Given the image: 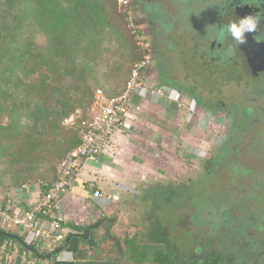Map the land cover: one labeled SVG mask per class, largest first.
I'll list each match as a JSON object with an SVG mask.
<instances>
[{"label":"rangeland","instance_id":"1","mask_svg":"<svg viewBox=\"0 0 264 264\" xmlns=\"http://www.w3.org/2000/svg\"><path fill=\"white\" fill-rule=\"evenodd\" d=\"M61 1L0 0V59L3 51L11 49L23 48L29 52L32 48L27 37L37 32L45 36L54 34L59 40L56 50L70 46L78 52L68 61L72 71L70 80L62 82L58 76L51 80L65 86L63 101L40 97V122L45 116H48L47 121H54L52 129L47 130L48 143L33 140L37 151L31 153L29 159L21 158L25 169L18 170L22 169L20 164L16 167L8 165L6 169L11 177L39 178L37 182L42 189L43 177L50 176L60 161L77 147L81 121L92 113L96 95L99 92L107 98L121 95L135 68L145 60L144 51L129 30L126 18L116 29L100 36L85 32L84 21L88 15L85 9H72ZM189 1L192 0H168L147 7L140 0L135 3L138 30L150 44L152 57L153 45L159 49L162 44L160 57L154 61L151 59L149 65L153 68V76L148 75L145 80L144 74L141 75L145 88H150L144 93H148L147 90L152 93L159 82L162 84L160 97L139 95L142 104L135 122L140 124V130L144 129L138 136L143 139L144 146L150 148V154H146V159L136 156L140 165L136 167V174L141 177V182L127 190L118 205L108 211H105L106 205L84 207L86 218L94 219V222L85 224V229L95 224L97 218H114L120 227L115 226L112 234L126 242L128 256L137 262L215 264V259L219 258L224 264H239V260L249 264L247 253L238 256L248 242H240V237L234 233L230 235L227 223H232L233 230L246 227L249 237L262 239L255 262L260 260L256 264H264V114L258 113L261 119L258 123L254 119L240 124V116L237 118L238 110L250 107L260 111L264 108V96L260 97L261 102H253L243 98L239 90L222 92L215 106L223 102L225 108L219 109L206 103L212 96L208 90L200 86L198 91L192 89L186 80L187 73L178 66L180 51L167 42L168 32L178 27V31L187 35L188 46H191L193 40H200L206 29L213 25L211 21L202 26L191 24ZM60 10L64 12L62 18ZM146 11L148 17H144ZM65 30L71 36L64 41L58 36ZM95 36L96 41H88ZM35 39L39 47L34 55L40 54L37 61L42 65L46 63L42 57L46 38L37 35ZM6 64V58L0 60V69L8 66ZM155 65L158 66L156 70ZM172 67L177 71L170 73ZM79 68L84 70L81 74L76 73ZM22 72L19 77L31 82L29 68ZM45 75V70L39 73L40 85H44ZM192 82L197 83L194 79ZM203 87L209 89L205 83ZM197 95L206 101L201 104L196 100ZM53 102H58L55 108ZM231 102L235 103L234 107ZM132 115L131 112V120ZM38 158L44 161L35 171L27 170L29 162L33 159L36 164ZM253 221L260 223L261 231ZM107 225L105 223L104 227L93 231L96 238L91 244L92 249L89 245H82L81 251L87 253L84 257L104 259L102 264H118V246L105 238ZM231 236L235 241L229 240ZM91 264H99V261L94 260Z\"/></svg>","mask_w":264,"mask_h":264},{"label":"crops","instance_id":"2","mask_svg":"<svg viewBox=\"0 0 264 264\" xmlns=\"http://www.w3.org/2000/svg\"><path fill=\"white\" fill-rule=\"evenodd\" d=\"M142 93H144V91ZM139 95L136 96V101L133 103L134 110L132 112V120L130 119V122H128L126 133L120 136L119 140H117L115 149L112 152H108L105 158H100L95 162L86 163L76 177L75 188L72 192L63 196L58 213L52 218L41 219V224L50 230H56L54 224H60V228L56 230V234L59 236L57 241L53 242L51 245L44 246V243L41 240L29 237L26 232H23L16 226L5 227L0 224V227L17 235L18 238H24L27 245L34 247L38 252L43 253V255H47L64 245L71 234L83 233L82 230H85L86 223L94 222L93 218H86L84 207L89 208L90 206H95V208H100L98 206L106 205L107 209L105 211H108L110 207L118 205L119 201H122L124 196H126V191L131 190L132 186L137 185L138 183L140 184L141 182V177L136 174L138 173L136 167H140L135 160L136 156L141 159H146V154H150V148H146L141 141L143 139H140V136H138L144 129L142 128V130H140V124L137 125L135 123L139 106L142 104ZM7 123V118L0 117V129L6 127ZM1 142L2 137L0 136V143ZM1 147L0 144V149H4ZM124 160L125 162L127 161L128 164H126ZM15 165L19 166V164L17 165L15 162H13L11 166ZM57 167L58 166H56L55 170L50 172V176L43 177V183L50 185L56 180ZM6 169V164L0 160V204L9 208L13 213H23V211L30 210L32 206L39 201L44 191V187L42 189L40 183L38 184L37 182L39 178H28L21 175H12L13 177H11ZM18 170L22 171L21 168H18ZM95 193H99V197H95ZM60 219L62 220L59 221ZM99 219L100 218H97L95 221H98ZM66 224L68 226L69 224L74 225L80 228V230L75 231L70 227H65L64 225ZM92 225L94 224L92 223L87 227ZM115 226L120 227L119 222H116ZM115 226L112 229L113 231L115 230ZM95 238L93 232H91L87 243L73 238L69 247L64 252L57 256H53L51 259L44 260L39 257L35 258L28 252H24L22 246L13 241H5L2 250L11 249L15 258L26 264H88L87 262L91 264V262L97 260L96 257H84L87 253L81 251V246L89 245L91 248V244L94 243ZM121 241L123 245L126 243L122 239ZM42 249H44V251ZM80 255L83 257L80 258Z\"/></svg>","mask_w":264,"mask_h":264},{"label":"flooded vegetation","instance_id":"3","mask_svg":"<svg viewBox=\"0 0 264 264\" xmlns=\"http://www.w3.org/2000/svg\"><path fill=\"white\" fill-rule=\"evenodd\" d=\"M143 5L151 6L152 3H165L168 0H140ZM195 0L189 1V14L192 13V19L190 20L191 24H196L197 26H202L208 24L210 21L213 25L220 27L223 23H227L228 20L232 18H244L248 15H255L257 12L261 11V8H264V5H261L259 8L254 6L255 0H198L196 3ZM246 2V3H245ZM251 3V4H248ZM194 4L197 5L194 8ZM205 5L206 7L202 6ZM145 7V8H146ZM224 14V16L222 15ZM264 15V13H262ZM149 13L146 11V15L144 17H148ZM151 23V22H150ZM153 23V22H152ZM152 26V24H151ZM151 28V27H150ZM208 31H211V27L206 29L203 33L200 40H193V45L188 46L189 42L187 40V35L182 34V32L178 31V27L172 28L168 32L167 42L172 46L180 51L178 63L179 67L183 70V72L187 73L186 80L187 82L191 83L192 89L195 91L199 89V86L203 90H208L209 100L206 103L212 104V107H217L219 109L225 108V103L220 102L215 106L217 103L218 96L223 92H227L230 90H239L241 91L242 97L246 98V100H251L253 102H261V96H264V48H258L256 45L264 46V21H261L260 27L257 31L251 33H245V43L236 46V48L229 47L230 44L233 42L228 40L227 42L222 41H213L207 37ZM196 34L201 32L195 31ZM256 36H261V38L255 39ZM185 37L186 39L183 40L182 38ZM261 39V40H260ZM192 42V39H191ZM153 45V42H152ZM154 54L152 61L156 60L160 57V53L162 50V44L160 43L159 49L154 46ZM173 49V50H175ZM156 58V59H155ZM156 66V65H155ZM158 66H156L155 70ZM177 71L176 67H172L171 72ZM153 68L148 69V75L150 77L153 76ZM147 76V77H149ZM190 78V79H189ZM196 80L197 83L192 82V80ZM184 81V83L186 82ZM160 81V80H159ZM174 82V81H171ZM204 83L207 85L209 89L203 87ZM160 82L154 87L153 89L160 90ZM150 87H153L152 85ZM200 93V90H199ZM198 93V94H199ZM202 93H200L201 95ZM200 95H197L196 100H200L201 104H203L206 99ZM160 97V96H159ZM231 107L235 106L234 102H231ZM228 108V107H227ZM230 108V107H229ZM251 109V110H249ZM248 111V112H247ZM251 111V112H249ZM259 112L264 114V108L262 107L260 111H257L254 108H244L242 111L238 110L237 118L239 117V122L250 123V120L256 119L257 123L261 120ZM239 124V125H240ZM240 128V127H238ZM249 218V217H248ZM115 220L114 218H111ZM102 220L100 218L98 221ZM98 221L94 224L96 225ZM249 221H252L251 219ZM256 225L258 231L259 229L258 222L253 221ZM223 224V223H222ZM221 224V225H222ZM116 225V220L113 227ZM232 223H227L228 232L230 235H238L240 237L239 241L242 243L248 242V245L245 247L243 246L239 251L238 256L241 254H248L249 264H256L258 261L255 262L257 259L256 253L257 250L261 245L262 239H255L254 237H249L246 230L248 228L238 227L237 229H232ZM104 227V225L100 226L99 228ZM110 223H108L106 228V235L109 240L115 243V238L120 240V244L123 250V254L120 253L118 248L119 254V261L118 264H132V262L136 264H144L142 261L137 262V260L130 259L126 252L125 244L123 245L120 238L114 236L112 234V229ZM97 228V229H99ZM111 229L110 233L108 230ZM221 229V228H219ZM93 232V231H92ZM218 234V233H217ZM216 234V235H217ZM220 234V231H219ZM229 235V234H228ZM229 240H233V236L229 237ZM100 247V245L98 246ZM180 247V246H179ZM246 248V251L244 250ZM100 250V249H99ZM99 250H95L96 252ZM197 254V249L195 250ZM133 254V253H132ZM220 255V254H219ZM57 256V255H55ZM256 257V258H255ZM93 258V257H92ZM144 258V257H143ZM219 259V258H218ZM216 260L215 264H224L222 260ZM104 259L99 261V264H102ZM102 261V262H101ZM239 264H245L241 260H239ZM254 261V262H253ZM130 262V263H128ZM147 264V263H146Z\"/></svg>","mask_w":264,"mask_h":264},{"label":"trees","instance_id":"4","mask_svg":"<svg viewBox=\"0 0 264 264\" xmlns=\"http://www.w3.org/2000/svg\"><path fill=\"white\" fill-rule=\"evenodd\" d=\"M61 2H63L66 7L81 10L85 9L88 12L84 21L85 32L91 31L98 33V35L100 34V36L106 35V33L116 29L120 22L125 21V15L122 12H118L116 0H62ZM60 11V18H62L64 12L62 10ZM67 26L70 27L69 24H67ZM37 35L46 38L45 50H43V56L41 55L46 59V63L42 65H39L37 61L40 54L34 55L38 52L36 48L39 47L35 39ZM69 36H71L69 31L65 30L63 33L59 34L58 37L65 41ZM27 40L30 48H32L29 52L27 49L24 51L23 48L11 49L3 51V55L0 59L6 58L8 60V64H6L8 66H4L0 69V117L8 119L7 126L0 129V136L2 137V142L0 144L2 146L1 148H4L0 149V160L3 161L6 166L12 165L13 162L17 165L20 164V167H22L21 170L25 169L22 166L21 158L28 157L29 159L31 153L37 151L36 146L33 144V140H40L47 144V132L54 126L53 120L47 121L46 117L48 116H45L40 122L39 118L41 116L38 112L40 97L42 99L44 96H47L51 100L60 99L63 101L66 95L65 86L61 83H54L51 80L58 76L61 77L62 82L69 81L72 71L68 65V61L78 54L77 50L74 47L72 49L70 46L67 47V49L63 48V50H56L59 40L54 34H47L45 36L43 33L37 32L29 38L27 37ZM96 40L97 36L88 38V41ZM55 42L57 43L55 44ZM40 52H42V50ZM27 63H29V66H26ZM26 67L29 68L31 82H25L19 77V74H23L22 71H24ZM39 68L41 69L40 71ZM43 70L46 71L45 83L44 85H40V82H38L39 73ZM81 71L84 70H76V73L81 74ZM33 77H35L34 80ZM40 89L42 90L41 94ZM54 104L53 102V108H55L58 102ZM40 136H42L41 139ZM45 136H47V138ZM32 160L29 162L30 165L27 169L29 171H35V168L44 161L42 158H38L35 159L37 162L34 164ZM64 226L70 227L75 231L80 230V228L74 225L69 224L68 226L66 224ZM5 241H13L20 244L24 252H28L33 257L38 258L36 254L28 249V245L25 243L24 238L11 239L0 234V264H26L15 258L11 249L2 250ZM80 241L84 243L88 242L85 240ZM79 257L81 258L83 256L80 255Z\"/></svg>","mask_w":264,"mask_h":264},{"label":"built area","instance_id":"5","mask_svg":"<svg viewBox=\"0 0 264 264\" xmlns=\"http://www.w3.org/2000/svg\"><path fill=\"white\" fill-rule=\"evenodd\" d=\"M116 1L119 11L125 15L129 30L144 51V62L135 68L133 77L121 95L112 98H107L100 92L96 95L92 113L81 121L78 146L60 161L56 180L50 185L44 183V191L39 201L30 210L13 213L9 208L0 204V224L5 227L16 226L26 232L29 237L41 240L44 246L51 245L59 239L56 230L60 228V224H54L56 230H50L41 224V219L52 218L58 213L63 196L75 188L76 177L86 163L105 158L108 152L115 149L117 140L126 133L128 122H130V114L134 110L133 98L140 92V95H143L142 92L145 89H150L145 88L144 79L146 80L148 76L149 65L153 57L150 44L145 42L138 30L135 4L137 0ZM143 74L144 79L141 77ZM147 92L148 95L160 96L161 94L160 90H154L152 93L147 90ZM99 195L95 193V197Z\"/></svg>","mask_w":264,"mask_h":264},{"label":"clouds","instance_id":"6","mask_svg":"<svg viewBox=\"0 0 264 264\" xmlns=\"http://www.w3.org/2000/svg\"><path fill=\"white\" fill-rule=\"evenodd\" d=\"M261 5H264V0H255L254 6L259 8ZM262 13H264V8H261V11L255 15H248L244 18H232L220 27L212 25L207 37L213 41L227 42L231 40L233 43L229 47L235 49L236 46L245 43V33L255 32L259 29L261 21H264V15ZM222 15L224 16L223 13ZM257 38H261V36H256L255 39Z\"/></svg>","mask_w":264,"mask_h":264},{"label":"water","instance_id":"7","mask_svg":"<svg viewBox=\"0 0 264 264\" xmlns=\"http://www.w3.org/2000/svg\"><path fill=\"white\" fill-rule=\"evenodd\" d=\"M259 49L260 48H264V46H260V45H256ZM105 223H110L111 226L113 227L114 223H115V220L111 219V218H103L102 220L98 221V223L96 225H92V226H89L87 229L85 230H82L83 233H77V234H71L67 240H66V243L62 246H60L59 248H57L55 251H53L52 253H49L47 255H43L41 254L40 252H38L37 249H35L34 247H31L30 245H28V249L36 254L39 258H43L44 259H51L53 256L55 255H58L62 252H64L68 247H69V244L71 242V240L73 238H78L79 240H85V241H88L89 237H90V234L92 231L96 230L97 228H99L100 226L104 225ZM111 229L108 230V233H110ZM0 234L8 237V238H11V239H18V236L17 235H14L12 234L11 232L7 231V230H4L3 228L0 227ZM115 243H117L118 245V248H119V251L121 254H123V250H122V247H121V244H120V240L115 238Z\"/></svg>","mask_w":264,"mask_h":264}]
</instances>
